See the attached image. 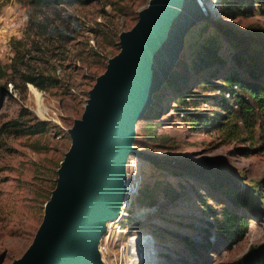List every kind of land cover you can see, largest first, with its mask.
Listing matches in <instances>:
<instances>
[{"label":"rangeland","instance_id":"1","mask_svg":"<svg viewBox=\"0 0 264 264\" xmlns=\"http://www.w3.org/2000/svg\"><path fill=\"white\" fill-rule=\"evenodd\" d=\"M1 1L5 7L0 14L20 16L21 33L12 46L24 43V68L47 82L42 89L13 73V83L0 95V261L12 264L33 242L45 204L59 186V170L72 145L71 129L82 118L90 90L121 51V33L135 26L150 0L54 4L45 12L48 31L38 38L28 32L32 13L28 1ZM203 1L209 5L212 0ZM201 5L203 18L185 36L181 63L193 68L200 58L197 44L203 36L217 34V45L228 56L224 72L232 70L235 47L225 35L220 38L221 28L262 31L264 12L256 0L248 13L237 7L226 10L220 0L214 13ZM13 56L14 49L0 60V68L7 69ZM190 73L193 77L194 71ZM199 79L192 84L190 98L174 102L168 94L160 114L141 117L135 124L133 144L138 152L130 159L138 166L141 190L123 225L130 234L149 239L141 244L144 258L141 246H132V264L233 262L264 243V182L258 186L264 180L260 122L255 131L242 121L236 132L210 124L196 127L193 113L224 112L218 91L223 81L204 74ZM155 98L158 108L160 97ZM259 189L262 197H253ZM225 208L246 219L233 240L225 239L215 224ZM137 210L142 214L136 215ZM135 217L141 223L138 227ZM138 256L143 259L138 261ZM106 260L128 264L122 256Z\"/></svg>","mask_w":264,"mask_h":264},{"label":"water","instance_id":"2","mask_svg":"<svg viewBox=\"0 0 264 264\" xmlns=\"http://www.w3.org/2000/svg\"><path fill=\"white\" fill-rule=\"evenodd\" d=\"M203 15L199 0H150L135 26L121 33V51L97 78L71 129L55 197L33 242L12 264H98L103 219L119 214L123 169L138 152L134 126L150 106L149 92L159 90L174 52L183 49L185 35Z\"/></svg>","mask_w":264,"mask_h":264},{"label":"trees","instance_id":"3","mask_svg":"<svg viewBox=\"0 0 264 264\" xmlns=\"http://www.w3.org/2000/svg\"><path fill=\"white\" fill-rule=\"evenodd\" d=\"M32 7V13L29 16L28 32L34 33L37 38L48 31V24L45 22V12L52 5H75L85 4L90 0H27ZM253 0H220L221 6L226 10H233L237 7L244 13L251 11ZM260 10L264 12V0H256ZM4 3L0 0V12ZM204 29V28H203ZM220 38L225 35L235 51L232 57L234 67L232 70L224 72V68L228 65V56H224L219 49V36L208 34L203 36L197 46V54L200 56L198 61L193 63V68L187 66L184 62L181 63V58L184 55V50L177 60L175 67L169 73L168 78L162 84L161 88L153 94V101L147 108L144 116L160 114L162 111L161 101L169 98L168 94L172 95L174 102H184L190 98V90L194 81H200V76L221 79L224 85H220L218 91L221 92L219 97L220 107L224 112L212 111V115L207 116L205 112L193 113L192 120L196 127L198 126H223L226 130L239 131L238 121H242L250 130H256L257 124L260 122L259 128L261 135L264 137V30L251 31L240 33L236 30H228L227 27L221 28ZM186 36V35H185ZM222 39V38H221ZM220 40V39H219ZM185 37L184 45L185 46ZM222 40H220L221 42ZM222 43V42H221ZM219 43V44H221ZM23 42L13 43L14 56L11 64L7 65V69L0 68V95L8 89V84L13 83L12 74H19L23 83L31 82L39 88H46L47 82L41 74L35 75L29 73L24 66L26 54H23ZM19 65V67H17ZM22 66V67H20ZM9 68L13 69L9 73ZM3 70V71H2ZM191 71H194L191 77ZM174 73H177L173 77ZM16 85V84H15ZM195 86V85H194ZM159 95L158 108H154L156 103L155 95ZM168 95V96H166ZM183 104V103H182ZM153 111L151 112V110ZM209 120V121H208ZM237 127V128H236ZM216 176L219 183L223 182L222 177ZM264 180L258 182L261 185ZM260 189L257 195L260 196ZM262 197V196H260ZM255 200H258L257 197ZM154 203L147 206H153ZM146 206V207H147ZM212 209V208H211ZM214 213L215 210L212 209ZM135 227L141 225L138 220ZM246 222V219L225 208L222 211L221 218L215 219V224L219 233L225 238L233 240L238 234L239 228ZM217 264H264V243L254 246L251 251L243 255L240 259L233 262H220Z\"/></svg>","mask_w":264,"mask_h":264},{"label":"built area","instance_id":"4","mask_svg":"<svg viewBox=\"0 0 264 264\" xmlns=\"http://www.w3.org/2000/svg\"><path fill=\"white\" fill-rule=\"evenodd\" d=\"M5 6L2 7L4 9ZM3 11V10H2ZM21 33L20 16H10L5 13L0 14V60L9 55L13 54L12 42ZM132 154L129 155L127 162L125 163L124 172V195L119 206V214L112 220H107L105 224V230L100 236L98 241V248L100 254L111 257L122 256L128 264H132L131 252L132 244L139 242L132 240L133 236H139L143 238L147 235L130 234L128 230L124 228L123 223L129 215L131 206L134 203L135 198L140 192V176L139 169L136 162L132 164L130 159ZM151 237V235H150Z\"/></svg>","mask_w":264,"mask_h":264},{"label":"bare ground","instance_id":"5","mask_svg":"<svg viewBox=\"0 0 264 264\" xmlns=\"http://www.w3.org/2000/svg\"><path fill=\"white\" fill-rule=\"evenodd\" d=\"M207 2H209V1H211V0H206ZM199 2H201L203 5H204V7H205V9H207L209 12H212V13H214V11H215V4H216V0H212L211 1V3L209 4V5H207L206 4V2H204L203 0H199ZM181 51H182V49H180V50H176L175 52H174V55H173V57L171 58V61H170V63H169V65L166 67V69H165V71H164V73H163V76H162V80H161V84H160V86H159V88L162 86V84L165 82V80H166V78H167V74L169 73V70L174 66V64H175V62H177V60L179 59V57H180V54H181ZM153 94H154V91H150L149 92V105L152 103V101H153ZM146 110H147V107L146 108H143L142 110H141V112H140V115L141 114H144L145 112H146ZM135 130H136V128H135V126H134V132H135ZM133 147H134V144L132 145ZM65 167V160L63 161V164H62V169ZM58 189H56L55 190V192L57 191ZM54 197H55V193L52 195V197L46 202V204H45V212H47L48 211V208L50 207V205H51V203H52V201H53V199H54ZM138 214H142V210L141 211H139V210H137L136 211V215H138ZM106 221H107V217H105L104 219H103V226L106 224ZM99 234H100V232H99ZM99 234H98V236H99ZM139 237V236H138ZM137 236L135 237V236H133V241L134 240H136L137 239V241H139V242H135L134 241V243L132 244V246H134V248H137V247H140L141 246V250H140V252L142 251V253H143V258H144V251H143V248H142V246L143 245H141V244H143V243H145V241L146 240H148L149 239V237H144V238H138ZM97 243H98V239H97V242H96V245H95V248L97 249V252H98V255H97V262H98V264H107V260H106V257L104 256V255H102V254H100V250H99V248H98V245H97ZM134 248L132 247V252H131V258L134 256ZM26 252V251H25ZM139 255H141V253L139 254ZM142 257L140 258V256H138V261H141V259H143ZM13 263V262H12Z\"/></svg>","mask_w":264,"mask_h":264}]
</instances>
